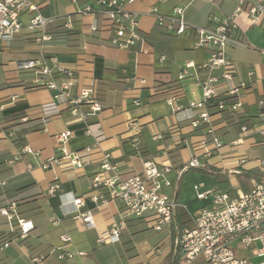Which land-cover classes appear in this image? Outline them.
<instances>
[{
	"label": "crops",
	"instance_id": "crops-1",
	"mask_svg": "<svg viewBox=\"0 0 264 264\" xmlns=\"http://www.w3.org/2000/svg\"><path fill=\"white\" fill-rule=\"evenodd\" d=\"M31 1L42 14L58 19L47 27L52 40L43 44L37 40L40 30L25 28L8 43L0 41V207L14 204L20 218L33 222V228L20 236L15 218L9 220L0 213V239L15 234L0 245V264H161L171 250L173 225L178 232L192 227L194 213L209 204L210 195L200 199L197 192L228 191L235 195L264 181V136L257 116L258 100L264 98V16L241 12L234 18L237 29L224 48V57L234 69L231 83L239 87L237 93L226 95L221 79L215 85L218 96L226 101L223 109L215 104L189 109L202 98L199 82L208 75L220 76L223 67H203L210 48L197 46L189 29L182 34L167 32L156 24L149 10L155 6L159 13L168 14L174 7H183L189 25L213 27L220 18L232 15L236 0L128 3L126 9L136 14L144 41L127 49L109 43L112 32L98 15L78 11L87 4L96 6L97 0ZM95 18L98 29L91 31ZM68 19L71 27L65 26ZM21 20L26 23L28 15L23 14ZM49 55L57 57L61 69L72 72V95L94 85L102 105L99 112L80 119L54 101L52 89L36 86L32 70L17 68L20 61ZM187 63L192 66L179 79ZM60 79L57 74L56 81ZM172 91L178 94V109L167 101ZM236 99L241 105L232 109ZM80 109L89 112L87 105ZM204 110L210 114L212 133H207L203 124L193 127L190 123L192 113ZM131 120L136 121L135 128L128 126ZM65 130L71 131L68 149L87 153V163L82 168L57 164L42 168L41 164L57 153L55 135ZM8 132L13 135L8 136ZM213 136L221 144L205 156L202 152L212 147ZM24 145L36 153L21 152ZM17 153L19 158L9 161ZM196 154L206 166L187 168L178 175L182 165ZM105 155L115 165L114 171L106 173L109 177L142 174L145 161L171 167L167 176L172 185L164 192L185 208L177 209L169 227L156 231L142 218L126 217L117 199L103 204L92 199L94 193L103 192L91 189L90 183ZM54 182L60 189L47 193ZM200 183L196 190L194 186ZM78 197L82 198L81 206L73 204ZM86 211L93 214V228L78 217ZM113 223L120 227L119 241L98 244L97 237H106ZM144 230L160 238L138 243L134 239ZM61 233L71 237L66 252L72 256L63 259L58 258L57 250ZM165 238L169 242L162 250ZM117 244L123 248L128 244L122 255L125 260L101 263L99 253ZM160 255L162 258H157Z\"/></svg>",
	"mask_w": 264,
	"mask_h": 264
},
{
	"label": "built area",
	"instance_id": "built-area-1",
	"mask_svg": "<svg viewBox=\"0 0 264 264\" xmlns=\"http://www.w3.org/2000/svg\"><path fill=\"white\" fill-rule=\"evenodd\" d=\"M135 0H97L95 5H85L78 11L80 13H92L97 15L106 23L112 32L109 43L120 49H127L144 41L136 14L126 9V4ZM155 22L169 33L182 34L187 29L195 35L197 46L210 48V54L203 67L208 69L223 67L220 76L208 75L199 82L202 98L200 101L190 104L189 109L194 106L206 107L215 104L217 109H223L226 101L220 98L216 91V83L223 80L227 87L225 94L234 95L239 87L231 83L234 69L227 63L224 57V48L231 41L236 32L237 24L234 21L236 15L245 12L250 17L264 16V0H236V7L232 15L220 18L213 27H194L184 19L183 7H174L168 14H161L155 6L150 8ZM28 15V20L23 23L21 16ZM58 18L46 16L39 11L37 4L31 0H0V41L8 43L23 28L27 30H40L37 38L40 44L52 40V35L47 32V27ZM65 26L71 27L68 19ZM91 31L98 29L97 18L91 24ZM192 66L187 63L179 73V79L188 74V68ZM17 68L32 70L35 74L36 86H43L53 90V99L57 103L68 108L73 115L86 120L89 114H94L102 109V105L96 96L93 84L80 89L76 95L70 93L73 84V74L69 70L59 67L58 59L54 55L40 56L17 63ZM60 74V81H56V75ZM253 72H249L252 79ZM46 76V78H41ZM244 84L241 83V87ZM178 94L172 91L167 101L174 109H178L176 98ZM139 104V101H134ZM87 105L89 112L81 111V106ZM241 102L236 99L231 103V108L236 109ZM257 116L262 122L259 132L264 136V98L258 100ZM191 125L197 127L205 126L207 133H212L210 126V114L207 110L197 115L191 114ZM136 121L131 120L129 127L135 128ZM8 132V136H12ZM71 131L65 130L55 135L57 153L46 159L41 167L50 168L53 164L63 167L82 168L87 163V153L70 151L67 147ZM204 143V141H201ZM211 148H206L202 154L209 156L214 148L220 146L221 141L213 136ZM194 149L199 150V146ZM21 152L36 153L29 145H24ZM15 154L12 159L19 158ZM244 160H242L243 162ZM206 166L196 154L190 157L178 170V175L187 168H203ZM115 165L110 163L105 155L100 169L92 176L90 188L103 189V192L94 193L92 199L100 203L117 199L123 205L126 217L142 218L149 227L156 231L169 227L179 207L185 205L179 203L175 197L164 192L166 187L172 185L167 176L171 170L169 165L159 166L154 161H145L142 174H134L127 178L109 177L108 171H114ZM202 183L194 188L197 190ZM60 189L58 183H52L47 193L54 194ZM210 195L207 206L199 208L193 215V226L182 230L176 237V244L181 252V264H264V181H259L246 192L230 194L228 191L212 192L205 190L197 192L198 198ZM75 206L82 205V198L73 199ZM0 213L9 220L15 218L16 228L20 236H25L32 228L33 222L29 219L20 218L17 215L15 205L0 207ZM79 219L88 228L94 227L93 214L90 211L79 214ZM60 244L57 246L58 258L71 257L72 253L66 252V247L71 242L68 233L59 235ZM120 239V227L113 223L107 231V236L99 235L97 243L117 242ZM258 242V244H256ZM239 251H246V255H239ZM252 257H261L259 262H253ZM33 260H36L34 258Z\"/></svg>",
	"mask_w": 264,
	"mask_h": 264
},
{
	"label": "rangeland",
	"instance_id": "rangeland-1",
	"mask_svg": "<svg viewBox=\"0 0 264 264\" xmlns=\"http://www.w3.org/2000/svg\"><path fill=\"white\" fill-rule=\"evenodd\" d=\"M151 233H152V231L144 230V231L140 232L138 234V236L135 237L134 240H136L138 243H140V242H143V240H146L147 242H151V239L153 237L156 239L160 238L159 235L151 234ZM168 242H169L168 239L165 238L164 244L162 245V250L166 249ZM256 244H258V242ZM127 246H128V244L123 248V247L118 246V244H117L116 246H113L112 248H106L104 250V252L99 253L100 254V256H99L100 262L101 263H107V262L109 263V262H113L116 260H125V257L122 255H123L124 251H126L125 249L128 248ZM246 254H247L246 251H239V255H246ZM157 258L160 259V258H162V256L161 255L157 256ZM252 260H253V262H259L262 260V258L261 257H252Z\"/></svg>",
	"mask_w": 264,
	"mask_h": 264
},
{
	"label": "trees",
	"instance_id": "trees-1",
	"mask_svg": "<svg viewBox=\"0 0 264 264\" xmlns=\"http://www.w3.org/2000/svg\"><path fill=\"white\" fill-rule=\"evenodd\" d=\"M161 231V230H160ZM180 232L177 231L175 225L172 227L171 232V250L165 256L163 262L161 264H181V252L179 250L178 245L176 244V237ZM15 234H9L7 237H3L0 239V245L6 243L7 241L11 240Z\"/></svg>",
	"mask_w": 264,
	"mask_h": 264
}]
</instances>
